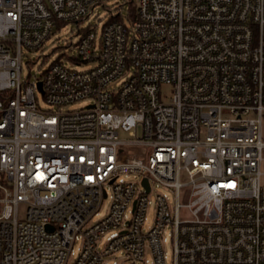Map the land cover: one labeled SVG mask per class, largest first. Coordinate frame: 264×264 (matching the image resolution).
Segmentation results:
<instances>
[{
	"label": "built area",
	"instance_id": "built-area-1",
	"mask_svg": "<svg viewBox=\"0 0 264 264\" xmlns=\"http://www.w3.org/2000/svg\"><path fill=\"white\" fill-rule=\"evenodd\" d=\"M263 114L264 0H0V264H264Z\"/></svg>",
	"mask_w": 264,
	"mask_h": 264
},
{
	"label": "rangeland",
	"instance_id": "rangeland-1",
	"mask_svg": "<svg viewBox=\"0 0 264 264\" xmlns=\"http://www.w3.org/2000/svg\"><path fill=\"white\" fill-rule=\"evenodd\" d=\"M136 5V1H133L131 4H125L123 9V16L128 15V9L133 11ZM110 3L108 4V8H103L101 6L96 7L94 11L89 15V17L80 23L79 28L87 29L90 28L96 33L97 37L100 35L102 26L108 21L109 13L107 10L110 7ZM77 34V26L74 23H68L65 25H60L56 29H54L48 41L44 44L42 49L38 52L31 53L28 57L34 61V64L27 66L25 64V60L23 61L21 67V77L23 80L28 79L29 81L40 79L42 76L43 70H45L51 63H53L58 58H62L63 56H75V53L72 49H68V45L71 42L74 44L78 40ZM90 64H81V65H73L76 70H85L89 67ZM162 98L167 99L170 94L171 87L168 85H162L160 87ZM39 105L42 108H45L46 105L41 99L40 95H37ZM85 102L74 103L64 110H76L84 107ZM263 140H264V114H263ZM119 137L121 139H127L128 136L126 133L119 132ZM126 152H129L128 150ZM262 172L264 173V163L262 164ZM261 183L264 185V175L262 176ZM157 191L163 192L162 190L155 189ZM154 196V191H152L151 197ZM108 205V200L104 201L103 207L100 210L98 216L93 218V221H97L100 219L105 212V209ZM151 217V212H149V218ZM103 247V242H101L98 246V249L101 250ZM165 250L168 257L171 255V244L168 241L165 243ZM104 264H112V260H106ZM121 264V263H119Z\"/></svg>",
	"mask_w": 264,
	"mask_h": 264
},
{
	"label": "water",
	"instance_id": "water-1",
	"mask_svg": "<svg viewBox=\"0 0 264 264\" xmlns=\"http://www.w3.org/2000/svg\"><path fill=\"white\" fill-rule=\"evenodd\" d=\"M38 86L40 87V84H38ZM143 183L145 184V186L147 185L146 180H144Z\"/></svg>",
	"mask_w": 264,
	"mask_h": 264
}]
</instances>
